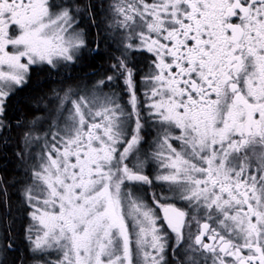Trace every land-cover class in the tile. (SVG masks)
<instances>
[{"label":"snow or ice","instance_id":"1","mask_svg":"<svg viewBox=\"0 0 264 264\" xmlns=\"http://www.w3.org/2000/svg\"><path fill=\"white\" fill-rule=\"evenodd\" d=\"M111 7L122 32L113 74L46 91L102 56L87 39L95 5L0 0L4 150L9 114L31 111L15 153L23 178L0 179V254L15 249L13 187L34 264H264V0Z\"/></svg>","mask_w":264,"mask_h":264},{"label":"flooded vegetation","instance_id":"2","mask_svg":"<svg viewBox=\"0 0 264 264\" xmlns=\"http://www.w3.org/2000/svg\"><path fill=\"white\" fill-rule=\"evenodd\" d=\"M85 3L96 4L95 0H84ZM117 2V0H103L101 4L95 5V16L97 27H93L87 30V39L90 46L94 41H100L102 48V56H95L86 59L84 62L77 64L74 68H69L67 70L62 69L60 76H52L47 81L46 91L48 88L59 90L62 88L63 84L71 83L73 88L76 89H89L100 77H105L106 75H112L111 65L114 63V57L118 56L120 53L117 50L119 47V41L122 38V32L120 28H116L114 25L110 27L109 21L111 15L112 5ZM104 7V8H103ZM100 12V13H99ZM101 15V16H100ZM98 57H101V62L94 66V63L97 62ZM143 69V65H141ZM146 71V69H144ZM43 78V77H42ZM80 85V87H79ZM120 87H122V82ZM20 111L11 112L10 118L12 119V131L8 133V143L9 147L7 150L3 149V146H0V157L6 156L7 160L0 159V179L7 182L8 185H11L15 180L22 179V173L25 168V164H22L17 156L16 152L22 150L23 148V132L26 120L31 119V111L28 108L21 106ZM17 121L22 125L21 127H16ZM47 127V125H45ZM156 137V129L148 128L146 132V138L149 141V144H152ZM148 147L147 145L145 146ZM147 171L150 175L154 174V166L149 165ZM155 191L159 192L160 189L156 188ZM17 188L8 187L7 194L10 197L11 201V210L12 216L9 224L12 227V238L15 241V249L12 252L0 254V259L5 261V264H34L31 259V254L28 251V241L25 238L28 226L30 224V219L27 213L24 211L19 197L16 194ZM145 200L151 204V190H147L141 193ZM4 197L0 195V199ZM17 200L18 204L15 205L14 202ZM3 212V207L0 206V213ZM16 215L18 216V221L16 222ZM15 224L22 226L21 231V240L20 244L16 241L15 237Z\"/></svg>","mask_w":264,"mask_h":264},{"label":"rangeland","instance_id":"3","mask_svg":"<svg viewBox=\"0 0 264 264\" xmlns=\"http://www.w3.org/2000/svg\"><path fill=\"white\" fill-rule=\"evenodd\" d=\"M96 1V4L97 5H99V4H101V2H103V0H95ZM114 3V2H113ZM95 4V3H94ZM95 4V5H96ZM115 4V3H114ZM111 15H112V17H113V19L110 17L109 19H110V21H109V24H110V27H112L113 26V20H114V25H115V27L116 28H119V24H120V18L116 15V13L111 9ZM114 63H115V60H114ZM103 77H100L99 78V80L100 79H102ZM68 85H71V83H68V84H63V86L62 87H67ZM72 86V85H71ZM73 87V86H72ZM79 87H80V85H79ZM92 87V85L90 86V88ZM54 258V257H53Z\"/></svg>","mask_w":264,"mask_h":264},{"label":"trees","instance_id":"4","mask_svg":"<svg viewBox=\"0 0 264 264\" xmlns=\"http://www.w3.org/2000/svg\"><path fill=\"white\" fill-rule=\"evenodd\" d=\"M102 60H101V57H98V60H97V62H95L94 63V66L96 67L97 66V64L99 63V62H101ZM15 181H17V180H15ZM14 204L15 205H17L18 204V202H17V200H15V202H14ZM18 216L16 215V222L18 221ZM21 231H22V226L21 225H19V224H15V237H16V241H18L20 244L22 243V240H21ZM17 264V263H16Z\"/></svg>","mask_w":264,"mask_h":264},{"label":"bare ground","instance_id":"5","mask_svg":"<svg viewBox=\"0 0 264 264\" xmlns=\"http://www.w3.org/2000/svg\"><path fill=\"white\" fill-rule=\"evenodd\" d=\"M104 8V7H103ZM100 13V12H99ZM101 16V15H100Z\"/></svg>","mask_w":264,"mask_h":264}]
</instances>
